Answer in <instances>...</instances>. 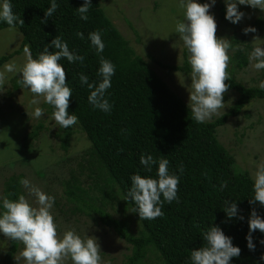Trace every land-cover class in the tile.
Listing matches in <instances>:
<instances>
[{
  "label": "trees",
  "instance_id": "1",
  "mask_svg": "<svg viewBox=\"0 0 264 264\" xmlns=\"http://www.w3.org/2000/svg\"><path fill=\"white\" fill-rule=\"evenodd\" d=\"M9 2L13 13L24 21V25L16 23L14 28L21 34L19 47L10 54L0 56V67L24 49L34 59L38 58L56 36L68 44L70 52L84 57L83 63H69L66 58L59 61L66 72V83L72 89L67 111L69 115L77 116L76 125L89 143V148L76 164V170L69 169L68 178L62 183L65 199L76 203L71 212L89 211L101 225L127 244L130 256L125 264H136L148 253L155 254L161 264H191V250H198L204 245L203 233L211 226L220 227L232 239L233 246L241 249L240 256L232 258L230 264H264V260L260 259L264 255V244L260 243L264 240V233L259 230L252 233L254 251L248 249L246 240L251 212L255 210L264 219V206L258 202L254 205L249 203L254 197L253 180L247 172L234 170L232 157L215 137L216 128L237 117L249 103L264 100V89L245 87L231 76L228 68V91L235 95L231 106L217 118L197 123L192 119L190 110L155 78L112 26L100 8L102 0H91L87 21L81 20L76 11L83 6L84 0H56L58 8L46 23L41 21L45 20V10L51 6L52 0ZM198 3L204 4L205 0H198ZM180 20L183 21L184 17ZM127 26L137 38L131 25L127 23ZM250 27H254L264 39V20L257 17ZM6 28H9L7 23L0 21V30ZM95 31L100 32L105 44L103 53L99 55L88 39L89 33ZM77 33H83V39ZM228 40L231 45L229 50L234 49L232 68L243 70L247 67L248 53L252 52V48L242 36H232ZM49 51L56 49L50 48ZM101 56L115 65L111 87L105 94L111 105L109 112L94 108L89 103L88 96L94 89H89L80 81L81 74L88 77L89 83L98 84L101 81L97 76ZM147 59L154 61L150 56ZM156 64L166 71L191 74L185 56L181 65ZM16 88L14 84L13 89ZM45 107L47 115L52 116L53 108L47 104ZM40 130H47L42 122L22 137L21 145L25 150L33 148ZM73 132V126L67 129L59 126L55 137L63 152ZM141 155H151L157 161L152 165L151 172L140 163ZM160 159H167L169 173L179 177L178 200L163 203L162 217L140 220L134 211L135 204L127 197L131 177L139 174L157 178ZM79 176L87 182V190L82 189ZM20 181V176H11L5 181L0 212L3 211V198L17 200L21 195ZM223 182H227V186L221 190ZM92 191L101 205L120 200L139 226L136 234L129 232L126 222L113 219L101 208L89 204L85 197ZM225 200L229 201L228 206L231 202L236 203L237 217H227ZM240 216L243 220L239 219ZM18 245L19 242L7 239V250L0 264L11 262Z\"/></svg>",
  "mask_w": 264,
  "mask_h": 264
},
{
  "label": "rangeland",
  "instance_id": "2",
  "mask_svg": "<svg viewBox=\"0 0 264 264\" xmlns=\"http://www.w3.org/2000/svg\"><path fill=\"white\" fill-rule=\"evenodd\" d=\"M196 2L198 3V0ZM209 2L210 0H205V3ZM179 4L180 0H102L100 8L155 78L160 80L165 88L176 95L189 109L190 74L166 71L156 64L181 65L184 56L188 62L189 53L175 31L176 23L181 21L183 16V9L179 7ZM238 10L245 13V16L238 24H232L225 19L224 0H216L209 14L216 21L217 38L229 39L232 36L237 38L242 36L243 40L251 46L252 51L256 47H264V39L261 38L260 33L245 35L243 31L250 27L253 19L259 17L264 20V11L245 5H238ZM127 23L137 33V38ZM20 41L21 34L16 28L0 30V56L15 51ZM233 51L234 49L228 50L230 57L228 68L231 76L245 87H259L261 81H264V69L255 70L250 66L249 61L243 70L233 69L231 65ZM251 53H248V58ZM27 55L24 49L0 67V71H3L6 64L14 63L17 69L5 74V84L0 87V201L7 178L20 176L21 180L27 179L30 186L37 187L55 198L51 214L61 238L68 230H73L81 238L95 237L101 250V264H125L130 256V247L127 244L118 239L110 229L101 225L97 217L89 211L71 212L76 203L65 199L62 183L68 178L69 169L76 170V164L89 148V143L75 124L68 147L63 152L55 137L59 125L49 119L51 116L46 113V103L41 102L38 105L44 110V115L39 119L33 118L35 106L30 104L32 94L18 83L19 69L25 63ZM147 56L152 57L154 61L147 59ZM14 84L17 85L16 89H13ZM234 97V94L227 91L223 98L224 107L219 110L218 115H213L207 121L225 113ZM39 122H42L47 130H40L32 144L33 148L25 150L21 145V139ZM215 137L232 157L234 170L247 172L254 182V173L258 166L264 163V100L249 103L237 117L229 119L223 126L216 128ZM78 180L82 189L87 190L84 177L79 176ZM20 191L32 207H38L36 197L31 195L29 189L21 183ZM85 199L93 207L101 208L113 219L126 222L130 233L136 234L139 230L130 210L124 208L120 200L101 205L93 191ZM23 247V244L19 242L18 250L9 264H17L16 260ZM6 250L7 238L0 233V262ZM18 264H26V262L20 258ZM63 264H72V262L67 259ZM136 264L161 263L155 254L148 253Z\"/></svg>",
  "mask_w": 264,
  "mask_h": 264
},
{
  "label": "clouds",
  "instance_id": "3",
  "mask_svg": "<svg viewBox=\"0 0 264 264\" xmlns=\"http://www.w3.org/2000/svg\"><path fill=\"white\" fill-rule=\"evenodd\" d=\"M216 0L200 4L196 0H180L179 7L183 9V22L176 23L175 31L183 41L189 57L188 63L191 69V92L188 107L192 119L197 123H204L213 115H218L224 107V94L228 91L226 83L230 79L227 71L230 57L228 50L231 47L227 38H217V24L209 14ZM226 5L225 19L232 24H238L245 13L238 10V5L250 6L253 9L264 11V0H224ZM56 0H52L51 6L45 10L46 23L48 17L57 10ZM91 8V0H84L83 6L76 9L81 20L87 21ZM0 21H4L11 30L18 22L24 25V21L15 15L9 0L0 3ZM244 34L255 33L254 27L245 28ZM83 39V33H77ZM88 39L96 49L97 54L104 51L105 44L99 31L89 33ZM50 48L56 51H49ZM27 52L28 50L25 49ZM66 58L69 63L79 61L83 63L84 57L70 52L68 44L61 37L56 36L51 44L46 46L38 58L28 54L23 66L19 69L20 83L23 88L32 94L30 104L35 106L33 118L39 119L44 115V110L38 105L41 102L53 108L52 116L61 128L67 129L78 123L75 114L69 115V101L72 97V89L66 83V72L59 63ZM250 66L259 71L264 69V47H256L249 56ZM17 71L14 63H8L0 71V87L5 84L6 73ZM115 75V65L100 58V67L97 76L101 81L89 83L88 77L81 74L80 81L87 84L89 89H94L88 96L90 104L104 112L111 110V105L105 98L107 90L111 87V78ZM259 87L264 89V81ZM140 163L148 172L152 171V165L157 161L151 155H141ZM169 161L160 159L158 162L157 178H146L139 174L131 177V188L127 193L128 199L135 204L134 211L138 213L140 220H154L163 216V203H171L178 200L179 177L169 173ZM183 172V166L180 167ZM20 183L28 188L31 195L36 197L38 207H32L24 195L17 200L3 198L0 212V233L9 240L23 244L18 260L23 258L26 264H63L70 259L72 264H101V250L95 237L81 238L73 230H68L61 238L57 232V225L51 214L55 198L45 194L37 187L30 186L27 179ZM227 186L223 182L221 190ZM254 197L250 204L257 202L264 206V163L258 166L254 173L253 185ZM163 197V201L161 200ZM225 212L229 219L237 217L238 209L235 202L225 200ZM239 219L243 220V216ZM249 233L246 236L247 247L255 250L252 233L259 230L264 233V219L255 210L251 212L248 220ZM205 242L198 250H191V264H230L232 258L239 257L241 249L233 246L232 239L224 234L218 226H211L202 237ZM264 244V240L260 241ZM264 260V255L260 257Z\"/></svg>",
  "mask_w": 264,
  "mask_h": 264
}]
</instances>
